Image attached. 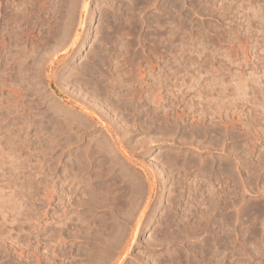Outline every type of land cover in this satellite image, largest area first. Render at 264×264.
I'll list each match as a JSON object with an SVG mask.
<instances>
[{
	"label": "rangeland",
	"instance_id": "374dc122",
	"mask_svg": "<svg viewBox=\"0 0 264 264\" xmlns=\"http://www.w3.org/2000/svg\"><path fill=\"white\" fill-rule=\"evenodd\" d=\"M0 264H264V0H0Z\"/></svg>",
	"mask_w": 264,
	"mask_h": 264
},
{
	"label": "bare ground",
	"instance_id": "6f19581e",
	"mask_svg": "<svg viewBox=\"0 0 264 264\" xmlns=\"http://www.w3.org/2000/svg\"><path fill=\"white\" fill-rule=\"evenodd\" d=\"M88 68H89V67H88ZM88 68H87V69H88Z\"/></svg>",
	"mask_w": 264,
	"mask_h": 264
}]
</instances>
